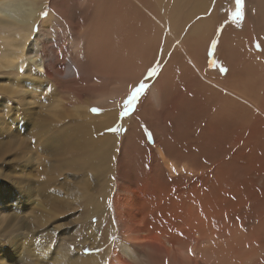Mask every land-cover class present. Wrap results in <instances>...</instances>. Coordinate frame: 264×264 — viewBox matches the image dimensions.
I'll return each mask as SVG.
<instances>
[{
	"label": "rangeland",
	"instance_id": "1",
	"mask_svg": "<svg viewBox=\"0 0 264 264\" xmlns=\"http://www.w3.org/2000/svg\"><path fill=\"white\" fill-rule=\"evenodd\" d=\"M97 2L99 1H67L64 4V17L57 24L58 30L48 26L41 28L36 24L32 31L33 37L29 42L36 41V46L41 51L40 58L47 68V75L41 72L43 79L56 89L54 100L60 98L56 109L61 111L62 115L54 117L57 120L56 127L65 125L73 130L75 118H81L79 115L82 110H85V118L89 119L88 121L100 119V116L95 115L98 111L93 112V109L99 110L104 104H97L91 109L89 105L97 101L98 94H108L107 90L111 87L106 82L107 75H101L106 73L109 66L108 58L100 56L101 50L89 45L86 40L88 37H84L94 24L93 17H86L87 14L83 15L81 11L90 9ZM130 4L131 20H141L142 15L156 16L162 24L166 20L162 6L164 4V9L169 10L167 27L158 42L145 52L144 75L139 80L133 79V90L117 99L113 105L117 122L109 125L110 129L101 130L99 134L106 137L109 133L117 131L116 155L110 157L109 169L104 170V175L101 173L100 176L89 177L85 173L81 175L69 169H65L63 174L56 172L60 169V157H53L50 153L48 157L47 152L42 151L36 140L38 136H35V141L32 139L34 123L39 122L42 117L40 111H45L39 106L45 99L42 98V93L47 95L48 91L45 86L36 87L28 81L30 79L27 73H32L36 64L30 63L22 71L15 68L0 69V85H4V88L0 89V97L2 94L7 97L4 109L0 110V116L7 115L8 125L12 124L10 127L16 136L21 133V136L16 138V145L13 144L4 153V141L10 137L1 136L0 126V264H75L82 254L88 257V264H111L112 248L116 247L118 236L124 239L125 243L137 244L135 248L140 251L139 255L146 259H149L154 251L148 248L150 245L143 247L142 243L151 244L155 241L162 242L165 252L163 255H188L203 262L196 264H264V140L261 139L264 137V0H244L242 5H238L237 0H205L203 6L195 7V24L191 20L194 14L192 8L181 5L179 0H130ZM237 12L241 14L236 15ZM45 13H49L48 6L42 9V18L47 17ZM108 24V35L114 36L112 23ZM195 25L200 26V37L209 35L211 38L209 50L203 55L210 65L207 73L214 72L213 80L219 84L218 82L223 80L247 78L248 101L243 102V105H249V113H246L248 117L243 121H251L250 126H257L256 135L259 136L255 137L253 130L246 133L237 127L229 130L230 127L226 124L223 126L222 123L218 127L216 120L209 119V126L216 127V132L211 138L214 132L211 136L200 134L203 123L197 124L199 119L191 121L190 117L196 119L194 112L193 116L191 112L187 116L164 113L163 122L169 118V126L161 128L163 134L156 131L151 134L152 129H147L143 122L140 128L144 133H136L135 140L146 138L147 145L152 150L143 154L140 150L137 151L131 136L133 127L122 129V122L127 124L133 114L144 106L145 97L150 99L154 120L161 122L158 98L160 90L170 88L173 83L174 75L169 74V71L172 70L175 75L180 76L175 77L176 91L183 88L184 81L198 77L192 73L191 63L187 62L192 45L184 46L182 43L188 38L195 39ZM175 27L182 29L174 33ZM172 34H175V37ZM103 41L108 46H113L107 37H103ZM80 44L83 52L75 55ZM111 48L108 50L109 58L116 56ZM1 52L0 50V55ZM27 56L29 59L33 55ZM73 56L78 58L80 67L87 68L86 74L78 69L72 60ZM60 67H63V74H57ZM36 77L37 75L32 77L35 79L33 81H36ZM205 82H208V78H205ZM93 84L99 86L98 89H95ZM141 84L144 89L131 107H128L129 96ZM8 86L22 91L10 92ZM173 92L174 90L172 98H177ZM170 101L168 105L174 107L169 104ZM44 104V108L48 107ZM6 105L13 107V110L8 112ZM168 105H164V110L169 108ZM79 107H82L80 111ZM126 107L128 114L124 115ZM261 107L263 111H260ZM234 110L236 115L242 113L238 109ZM20 111L32 113L30 116L38 118H30V121ZM223 115L225 116V113ZM219 119L221 120H217ZM188 121L196 122L197 129L192 131ZM227 121L230 123V120ZM182 129L186 131L182 132ZM188 134L194 137V140ZM44 136L47 137L48 133ZM27 138L34 141V149L19 147L24 139L25 142L29 141ZM161 140H165L164 143ZM198 142L201 145L203 142L207 150L201 149ZM141 143L146 146L145 142ZM165 151L178 166L185 167L183 172L180 171L182 175L185 174V179L182 177L179 182L172 183V180L165 176L166 173H162L161 166L166 163ZM210 152L214 157L206 159L205 154H211ZM18 154H21V159H16ZM40 159L46 160V163L43 162L45 166ZM205 161L209 166H201L206 164ZM123 162L129 166L126 174L123 171ZM137 162H142L144 166H137ZM46 165L53 167L54 175L57 176L51 182L50 191L54 190L52 193L65 196L69 202V207L66 205L65 210L59 208L51 211L52 218L48 217L49 213H46V218L40 216V211L48 209L41 194L43 189L40 187L38 191L43 182L41 171L46 169ZM28 179L31 186L27 184ZM126 180L129 182L126 183ZM219 189L220 192L217 191ZM91 196L103 202L100 203L102 210L96 209L88 214L87 210H92V205L89 206ZM73 197L77 202L73 201ZM176 208L181 209L179 217L171 216V212ZM108 221L115 225L112 232L107 226ZM40 222L44 224L41 225ZM12 224L14 225L11 226ZM93 226L97 229L94 230ZM166 228L172 229L175 237L176 232L182 235L180 240H177V246H174L179 252L174 253L167 243L166 236L172 230ZM115 249L117 250V247ZM170 260L165 259L166 263ZM135 262L129 260L126 264Z\"/></svg>",
	"mask_w": 264,
	"mask_h": 264
},
{
	"label": "bare ground",
	"instance_id": "2",
	"mask_svg": "<svg viewBox=\"0 0 264 264\" xmlns=\"http://www.w3.org/2000/svg\"><path fill=\"white\" fill-rule=\"evenodd\" d=\"M67 1H70V0H0V50L2 51L1 52L2 55H0V69L15 68L19 71H22L30 63L36 64L35 65L36 68L32 70V73H27L28 77L30 79L28 81H30L31 82L30 84H33L36 87L43 86V88H44V86H45L48 89V91H47V95H43V93H42V96H43L42 98L43 99L45 98L44 102H42V104H40V105L37 104L40 107L42 106L41 108H43L45 111H40V112H42L41 113L42 117L39 118L40 120L38 119L39 122H36V123H34L35 121L33 122L37 126L34 125V128H33L34 130L32 129L33 130L32 131V134H33L32 139L35 141V139H36L35 136H38V139H36V140L41 145L42 151L47 152L48 157H49L48 153L52 154L53 157L54 156L60 157L61 164L59 165L60 169L56 170L57 173L63 174V173H65V169H69L72 172L77 173V174L82 175V173H85L89 177H91L93 175L95 177L96 175L100 176L101 173L103 174L104 170L109 169L108 164H110V157L113 155H116V151H117V136H116L117 131L115 133H109L106 137L101 136L99 134H101L100 133L101 130L103 131L104 129H110L111 127H109V125L112 126L111 124H114L117 122V116H116L114 110L112 109L113 105L115 104L117 99H121L122 96H124L126 93L131 92L133 90V86H134L133 82H132L133 79L139 80L144 75L143 64H144L145 52L148 48H152L158 42L162 33L164 34V31L167 27V18H168V11L169 10H165L164 4H162L164 17L166 18V20L163 24L156 16L150 17V16H143L142 15L141 20H136V21L131 20L130 19V14H131L130 0H98L99 2H97L96 4L91 6L90 9H86L84 11H81V14H83V15L87 14L86 17H91V16L93 17L94 27L91 28L89 31L86 30L88 32V35L85 34L86 33L85 32L84 37L85 38L88 37L86 40L89 43V45H94L92 47L97 48V50L98 49L101 50V55L99 54L100 56L105 57V59L108 58L107 61L109 62L108 63L109 66L106 69V73L105 74L102 73L101 75H107V77H106L107 81L106 82H108L111 87L109 90H107L108 94L102 92V93L98 94V97L96 98L97 101H95V102L91 101L93 103L90 102L91 103L89 105L90 109L95 105L97 106V104H100V103L104 104V107L99 108V111L95 114L96 116H100L99 117L100 119H97V120L92 119V120L88 121L89 119L85 118V116H86V114L84 113L85 110H84V112L82 110L81 115H79V113H78V115L81 116V118H75V121H74L75 125L73 126V130H71V129L67 128L65 125L56 127V123H57L56 121L57 120H55L54 117L57 115H59V116L62 115V112L59 111L58 109H56L58 106L57 101H60V98L57 101L54 100V95L56 93V89L54 90L53 86L50 85L49 83L47 84V82L43 79V75L41 74V72H44L47 75V68H46L44 62L42 61V59L40 58L41 51L36 46V41H33L32 43L29 42L31 40V38L33 37L32 31H33V28L36 24L39 25V27H41V28H47V26H48V28H55L56 30H58L57 24L64 17V13H65L64 4ZM84 1H92V0H84ZM159 1H163V0H159ZM179 3L181 5H185V6L192 8V13H194V14L191 16V20L195 24V7L196 6H203L205 4V0H179ZM47 6L49 7V13H48L46 18H42L41 11H42V9L46 8ZM109 22L112 23L114 36L108 35V29H109L108 23ZM88 26H90V25H88ZM187 26H188V24L185 25V27H187ZM178 29H182V28L181 27H175L174 33ZM82 32H84V31H82ZM193 32L195 34V39L192 40V39L188 38L186 41H183L182 43L184 46H189L190 44L192 45V52H189L190 55L188 57L187 62L191 63V71H192V73L197 74L198 77L197 78L194 77V79H192L191 81L190 80H188L187 82L184 81L185 85L183 86V88H179L178 91H176L175 88H176L177 83L175 84V77H180V76L175 75L172 70L169 71V74L174 75L173 83H171L172 84L171 86L168 85L170 88H168V89L164 88L163 90H160L159 98H158V101L160 104L159 110L161 113V116H160L161 122L154 120L153 109L150 105V99L147 97L144 98V106L142 108H139L138 110L136 108V110H137V112L135 110L136 114L135 113H134L135 115L133 114L132 118L129 119L127 124L124 125L122 122V125H123L122 129L128 128L129 126L133 127V131L131 133V136L133 137L134 143H136L137 151L140 150V152H142L143 154H146L149 150H150L149 152H151L152 150H151V148L148 147L147 142L145 140L146 138L145 139L140 138V139L135 140L136 133L139 131L144 133L143 130L140 128L142 122L146 124L147 129H152V132H150L151 134H153L155 131L158 134L162 133L161 128H165V127L168 128V126H169V121H168L169 118L168 119L166 118V121L163 122V118H165L164 113L169 114V115H174V116H176L177 114L179 116H187L189 114V112H191L192 113L191 116H193V112H194L196 115V119L194 117H190L191 121L192 120L197 121L199 119L197 124L203 123V126L201 127L200 134L203 136H208L214 132L212 134V136L210 135L211 138H213V136L216 132V130L214 129L216 127L212 128L209 126V125H211V124H208L209 119H212V121L216 120L217 126L220 123H222L223 126L227 125V127H230V129L228 128L229 130H231V128H233V127H237L239 130L241 129L242 132L244 131V133H246L249 130H253L255 137L259 136V135H256L257 130H258L257 126H250L251 121H243V119L245 117H248V115H246V113H249V105H243V102L248 101V80H247V78L245 77V78H239V79L223 80L221 82H218L219 84H217V82L215 80H213L214 72L208 71V73H207V71H206V70H208V67H210V65H208V62L206 61L207 58L203 55V53H205L206 51L209 50V47L211 45V38L209 35L200 37V26L199 25H195V27L193 28ZM172 35H173V37H175V34H172ZM103 37H107L109 39V42L113 43V46H108L103 41ZM83 40H85V39H83ZM110 48L116 54V56H111V58H109ZM105 50H106V52H105ZM84 51H85V49H84ZM82 52H83V47L80 44L79 51H77L75 53V55L82 54ZM27 54L30 56H32V55L33 56L28 59ZM24 57H26V59ZM99 59H97V60H99ZM72 60L75 61V63L78 66V69L83 74H86L87 68H84L82 66L80 67L78 65V63H79L78 58L76 59L73 56ZM102 61H104V59ZM171 64H174V63H171ZM60 68L61 69L59 71H57V74H63L61 71L63 67H60ZM89 72H90V70H89ZM92 72H94V71H92ZM34 74L37 75V77H40L41 80H39V78L37 79V77H36V81H33V80H35L32 78L33 76H35ZM205 78H208V82H205ZM121 81H123L122 82L123 84H121ZM120 84H121V86H120ZM94 85L95 84H93V86ZM109 85H107V86H109ZM199 85H200V87L198 88ZM3 86H4L3 84L0 85V89H3L4 88ZM94 87H95V89H98L99 86L95 85ZM94 87H92V88H94ZM173 90H174L173 93L175 95H177V98L176 97L172 98V91ZM8 91L13 92V91H22V90H17V89H14V88L8 86ZM107 91H105V92H107ZM60 92L61 91H59V94H60ZM79 93H81V92H79ZM45 94H46V92H45ZM75 94H77V93H75ZM5 98L7 99V97H5L2 94L0 97V110L4 109L3 105L6 102ZM169 100H171L169 104H173L174 107L168 105ZM40 101H43V100L40 99ZM40 101H38V102H40ZM44 103H46V106H48V107L44 108L45 107ZM165 104L168 105L169 108H165V110H164L163 107ZM22 106H20V107L22 108ZM25 106H26V104H25ZM39 106H37V107H39ZM24 107H23V109H24ZM252 107H254L253 104H252ZM7 108H8V112L13 110L12 109L13 107L7 106ZM81 108L82 107H79L78 110L80 111ZM31 109H33V108H31ZM84 109H86V108H84ZM234 109H236V110L238 109L242 113L241 114L239 113L238 115H236L235 114L236 111ZM26 110H29V109H26ZM260 111H263L262 107H261ZM20 112L23 114V116L25 115L28 120L30 118H38L37 116L34 117V115H33V117L30 116V115H32V113H28L26 111L25 112L20 111ZM224 113H225V116L223 115ZM6 116L7 115H5V114L0 116V123H1L0 126H2L1 136L2 137H4V136L10 137L8 140L4 141V147L5 148H2L4 153L8 148H11L13 146V144L16 145V140H17L16 138L21 136L20 132H19V136H16L17 134L15 135V132H13V129L10 127L11 123L8 125V122H7L8 118H6ZM59 116H57V117H59ZM65 116H64V118H65ZM218 118H221V120L220 119L217 120ZM59 119H61V118H59ZM23 120H25V119H23ZM187 120H188V118H187ZM227 120H230L229 121L230 123H228ZM30 121H31V119H30ZM97 121L100 122V124H102V126H100ZM191 121H188L189 127H192L193 128L192 131H194V128H196L195 127L196 122L193 123ZM183 122L185 123V121H183ZM31 124H32V122H31ZM185 124H184V126H185ZM212 124H214V123H212ZM239 124H241V125H239ZM180 125L182 127V123ZM173 126L176 127V124H174ZM186 126H187V124H186ZM221 126H220V128H221ZM119 129H120V127H119ZM185 129H184V131L182 129V132H185L186 131ZM222 130H224V128ZM229 130H227V133L229 132ZM24 131H25V129H24ZM218 131H220V130L218 129ZM172 132H173V130H172ZM47 133H48V136L45 137L44 135H46ZM230 133H231V131H230ZM179 135H181V132ZM191 135H192V133H191ZM191 135H189V136H191ZM219 135H220V133H219ZM22 136H23V134H22ZM24 136H25V134H24ZM43 136L45 137V139L42 141ZM192 136H191V138H192ZM234 136H232V137H234ZM185 137L187 138L188 136L185 135ZM221 138H223V137L221 136ZM230 138H231V136H230ZM192 139L194 140V137ZM243 139H244L243 141H245L244 137H243ZM261 139L264 140V137L262 136ZM167 140H168V138H167ZM196 140H197V138H196ZM25 141L26 140L24 139L19 144V145H21V146H19L20 148L34 149V147L32 146V143L34 141H30V140L28 142H25ZM162 141L163 140H161V142ZM164 141H163V143H164ZM169 141H170V139H169ZM141 142H145L146 144L145 143L144 144L146 146H143V144ZM198 144H199V146L201 145L200 142H198ZM208 144H210V142ZM190 146H191V144H190ZM195 147H197V146H195ZM15 148H18V147H15ZM192 148H194V147L192 146ZM200 148L203 150H207V148L203 142H202V145L200 146ZM209 148L212 149L211 146ZM213 152H214V150H213ZM198 153H200V152H198ZM165 154H166V156H165L166 163L162 164V166H161L162 173H166L165 176L167 178H170L172 180L171 181L172 183L179 182L182 177H184V179H185V176H184L185 174L182 175L180 172V171L183 172L185 167L181 168L180 166H178V164L175 161H173L172 159H170L168 157L166 151H165ZM211 156H212V153L211 154H205L206 159L211 158ZM150 157H151V155H150ZM212 157H214V156H212ZM217 158H218V155H217ZM16 159H21V154H18V157H16ZM48 159H50V158H48ZM40 160H41L42 164L45 166L46 160H44V159H43L44 161L42 159H40ZM220 161H222V160H220ZM220 161H219V163H220ZM43 162H45V163H43ZM7 163H8V165L10 164L9 162H7ZM199 164H200V161H199ZM140 165L144 166L142 162H137V166H140ZM201 166L204 167V166H209V165L206 162V164H202ZM45 168L46 169H43L41 171V174H43L42 175L43 182H42V186L39 185L38 191L41 188L43 189L41 194L43 196V201L45 200L44 203L48 205L47 210H49V211H47V210H42V212L40 211V216H41V218H43V217H45L46 213H49L48 217L52 218L53 216H51V215H53V213H51V211L58 210L59 208H61V210H62L64 208H66V205H68V207H69V202L66 200L65 196H62L61 194L56 193V192L52 193V191H54V190L50 191L51 185H52L51 182L53 181L54 177L57 178V176L54 175L55 169L53 167L46 165ZM128 168H129V166L126 165L125 162H123L124 173ZM192 169H195V168H192ZM69 173H71V172L69 171ZM90 173H93V174H90ZM177 174H178V176H176ZM215 176H216V174H215ZM7 177L9 180V175H7ZM85 177H86V175H85ZM4 178H6V177H4ZM98 178H100V177H98ZM98 178H97V181L99 182ZM19 179H21V178H19ZM184 179H183V181H185ZM26 181H27V184L29 186H31L30 180L28 179ZM127 182H129V181L126 180V183ZM227 182H228V180H227ZM14 183H16V182L14 181ZM228 184H230V183H228ZM104 188H105V186H104ZM217 191L220 192V189ZM227 191H229V190L227 189ZM39 196H40V194H39ZM73 201L77 202V200L74 197H73ZM100 203H103V202L101 200H99V198H93L91 196V198L89 199V204H90L89 206L92 205V210H87V213L90 214L91 212H93L96 209L102 210ZM101 205H103V204H101ZM104 206H106V205H104ZM61 210H59V211H61ZM180 212H181V209L176 208L171 212V216L179 217V215H181ZM42 223L44 224V222H40L41 225H42ZM107 224H108L107 225L108 228L109 229L111 228L110 229L111 232L115 230V225L113 224L112 221H108ZM13 225L14 224H12L11 226H13ZM93 227H94V230L97 229V228H95V226H93ZM108 228H107V230H108ZM166 229H168L170 231L172 230L170 228H166ZM176 234L177 235L175 237L174 232L172 230V232L169 233L168 236H166L167 237L166 241L169 244V246L172 248L174 253L176 251L179 252V249H175L174 246L177 244V240H180V237L182 236L181 234H179V232H176ZM116 244H117L116 245L117 250L115 249L116 247L112 248L113 257H112V261H110L111 264H124V263L126 264L129 260L136 261L133 264H164V261L166 258L168 260L171 259L170 261H167V263L169 262L171 264L203 263L202 260H197L193 256H188V255H187V257H178L174 254L170 255L169 253H167L166 255L164 254L166 256L165 257L162 254V253H165L163 251L162 242L153 241V242H151V244L142 243L143 247H145L146 245H150L148 248L153 249V251H154V253L150 256L149 259H146V258L141 257L139 255L138 252H140V251L135 248V246L137 244H132L131 242L125 243V240L119 238V236L117 238ZM142 244H140V245H142ZM107 250H109V249H107ZM103 261H105V259H103ZM165 263H166V261H165ZM75 264H88V257L83 256V254L80 255L77 258V261L75 262Z\"/></svg>",
	"mask_w": 264,
	"mask_h": 264
},
{
	"label": "snow or ice",
	"instance_id": "3",
	"mask_svg": "<svg viewBox=\"0 0 264 264\" xmlns=\"http://www.w3.org/2000/svg\"><path fill=\"white\" fill-rule=\"evenodd\" d=\"M244 3V0H237V4L238 5H242ZM240 12H237L236 15H240ZM44 15H47V13H45ZM144 89V85L141 84L139 87L135 88L134 91L132 92V94L129 96L128 101H127V105L128 107H131V105L137 100L138 95L140 94V92ZM93 111H99L98 109H93ZM128 114V108L126 107L124 115Z\"/></svg>",
	"mask_w": 264,
	"mask_h": 264
}]
</instances>
